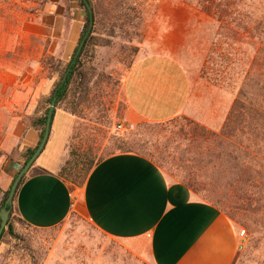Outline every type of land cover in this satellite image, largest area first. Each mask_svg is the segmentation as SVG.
I'll use <instances>...</instances> for the list:
<instances>
[{"label": "rangeland", "instance_id": "obj_1", "mask_svg": "<svg viewBox=\"0 0 264 264\" xmlns=\"http://www.w3.org/2000/svg\"><path fill=\"white\" fill-rule=\"evenodd\" d=\"M46 1L0 0L2 68L19 59L23 44L31 49L44 44L33 36L23 37L22 32ZM92 5L96 46L85 66L90 81L74 99L75 106L73 99L69 105L75 110L76 124L63 165L70 158L73 164L85 158L97 161L121 152L118 145L123 143L150 158L170 181L182 183L191 176L194 194L216 205L238 232L246 230L247 242L233 264H264V129L237 133L236 147L229 148L237 165L213 159L210 151L217 147L194 130L192 119L129 120L123 88L124 76L151 26L179 36L191 35L189 28L194 27V41L177 53L184 57L193 81L202 84L200 88L214 86L209 90L222 92L233 105L256 67L260 82L264 81V0H92ZM182 46L185 43L177 47ZM43 62L52 59L48 56ZM9 91L0 84V123L8 116L2 110ZM118 124L123 125L121 131ZM222 127L205 128L218 133ZM81 167L78 164L69 172L81 179ZM8 221L12 232L0 242V264H150L76 213L51 229L32 228L11 215Z\"/></svg>", "mask_w": 264, "mask_h": 264}, {"label": "crops", "instance_id": "obj_2", "mask_svg": "<svg viewBox=\"0 0 264 264\" xmlns=\"http://www.w3.org/2000/svg\"><path fill=\"white\" fill-rule=\"evenodd\" d=\"M84 23L79 0L46 1L22 32L44 44L34 49L23 44L11 67L0 66V84L10 90L2 110L8 116L0 123V209L26 151L40 140L32 120L44 111L57 80L48 77L44 58L67 61ZM196 29L189 28L192 33L186 36L152 26L148 30L123 80L129 120L186 117L210 130L222 127L232 99L209 90L214 86L200 88L177 53L187 50ZM183 43L185 47H177ZM75 124V116L56 107L48 142L16 191L12 217L32 228L51 229L76 213L150 264H233L239 243L234 223L183 183L170 181L145 155L118 152L105 157L82 187L64 180L59 171Z\"/></svg>", "mask_w": 264, "mask_h": 264}, {"label": "trees", "instance_id": "obj_3", "mask_svg": "<svg viewBox=\"0 0 264 264\" xmlns=\"http://www.w3.org/2000/svg\"><path fill=\"white\" fill-rule=\"evenodd\" d=\"M79 6L85 11V23L80 35L78 46L71 55L70 60L66 64H63L61 60L55 59L54 57H50L52 59V62L45 63L49 69L48 77L52 78L54 74H58L59 79L56 80L54 83L51 96L46 101V105H47L46 108L44 109V111L40 116L32 120V124L40 129V140L44 133V128L47 120L48 107L52 99L55 98V103L57 108H62L63 110L75 116L76 114L74 108L70 107L69 105L72 103V99H73V103L75 106L76 100L74 101V99H76L77 96L83 93V91L86 89L90 81L85 66L87 60L92 56L91 54L93 53V48L96 46L95 36L93 34L95 33V25H96L95 9L93 8L92 0H79ZM88 7L92 8L91 14L88 10ZM81 42H82V46L79 49V44ZM256 69L257 70H254V72H250L247 75L243 85L241 86L238 92L237 97L233 102L231 110L220 132L216 133L210 131L206 129L204 126H201L198 123L184 117L185 120L188 119L189 122L194 126V130H196V132L199 130L201 136L205 140L210 141L215 145V147H217L210 151L211 152L209 155L210 158L213 159L223 158L228 163H230L231 161H236L235 165H237V157L230 150L236 147L235 139L237 137V133H239V131L242 129H249L251 131L264 129V81L262 83L260 82L259 80L260 73L257 67ZM55 110H54V114H55ZM118 148L121 150V152L137 153L135 151L127 149V147L123 143L121 145H118ZM217 149L219 150L217 151ZM35 150L36 148L28 149L26 151L24 164L30 159V157L32 156ZM70 157L74 158L73 154H70ZM104 158H101L97 161L94 159L86 160L85 158L83 159V161L76 164H73L72 158H70L61 167L59 171V175L62 178L72 182L76 186H83L90 171L97 163L102 161ZM78 164L83 167V168L81 167L82 169L81 171L83 172L81 179L74 177L69 172L71 171L72 167L73 168L74 166L77 167ZM236 179L237 181H244V178L242 179L236 178ZM182 183L186 185L189 189L192 188L194 189L193 184L195 183V180L194 178H191V176H188V180ZM9 192H10V188L4 193L1 202V207L5 205ZM7 208H9V206H7ZM20 221L25 223L21 219ZM11 232H12V225L11 222L8 221L6 228L3 230L2 234L0 235V242L2 241V238L4 237L5 234Z\"/></svg>", "mask_w": 264, "mask_h": 264}, {"label": "water", "instance_id": "obj_4", "mask_svg": "<svg viewBox=\"0 0 264 264\" xmlns=\"http://www.w3.org/2000/svg\"><path fill=\"white\" fill-rule=\"evenodd\" d=\"M88 10L91 14L92 8L88 7ZM81 46H82V42L79 44V49L81 48ZM55 108H56V103H55V98H53L49 104V107H48L47 120H46V125L44 128L43 136H42L38 146L36 147V150L34 151L32 156L30 157V159L24 164V166L20 169V171L18 172V174L14 178V180L11 184L10 192H9V195L6 199L5 205L0 209V219H1L0 235L2 234L3 230L7 226L9 216H10V212H11V208H12V204H13V199H14V196L16 194V191H17L22 179L28 173L29 169L34 164V162L37 160V158L39 157V155L41 154V152L45 148L46 143L48 142L50 132H51V125H52V119H53V114H54ZM7 206H9V208H7Z\"/></svg>", "mask_w": 264, "mask_h": 264}, {"label": "built area", "instance_id": "obj_5", "mask_svg": "<svg viewBox=\"0 0 264 264\" xmlns=\"http://www.w3.org/2000/svg\"><path fill=\"white\" fill-rule=\"evenodd\" d=\"M129 127H133L132 124L129 125ZM123 128V125L122 124H118L117 126V129L119 131H121V129ZM73 200H76L77 197L74 195L73 197ZM247 233H246V230L245 229H241L239 232H238V238H239V243H238V250H241L244 248L246 242H247Z\"/></svg>", "mask_w": 264, "mask_h": 264}]
</instances>
